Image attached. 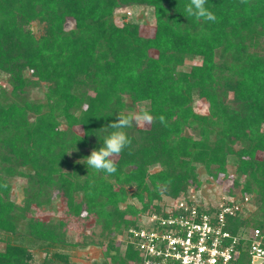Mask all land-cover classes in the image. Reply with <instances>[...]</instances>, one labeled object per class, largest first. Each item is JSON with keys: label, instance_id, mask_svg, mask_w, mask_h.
<instances>
[{"label": "trees", "instance_id": "16d2710c", "mask_svg": "<svg viewBox=\"0 0 264 264\" xmlns=\"http://www.w3.org/2000/svg\"><path fill=\"white\" fill-rule=\"evenodd\" d=\"M188 3L0 0V79L11 89L0 85V264H84L62 252L65 221L33 216L54 199L108 235L103 260L89 264H131L137 252L117 239L163 197L200 188L198 167L214 181L231 173L236 187L243 178L240 193L255 211L229 220V230L258 229L264 238V0H208L215 23L188 16ZM132 6L151 8L152 37L138 23H115V12ZM194 58L199 64L178 70ZM42 84L46 101H27ZM194 98L207 114L194 112ZM138 105L166 125L124 129L132 143L113 157L114 174L88 167L113 131L102 128ZM14 177L26 181L22 205L10 199ZM34 247L45 252L39 262Z\"/></svg>", "mask_w": 264, "mask_h": 264}, {"label": "built area", "instance_id": "2783aa9c", "mask_svg": "<svg viewBox=\"0 0 264 264\" xmlns=\"http://www.w3.org/2000/svg\"><path fill=\"white\" fill-rule=\"evenodd\" d=\"M123 14L131 16L128 10ZM249 204L248 195L232 193L206 205L189 188L177 198L163 197L158 210L139 214L135 226L119 238L137 252L131 264H264L258 229L229 230V220L246 218Z\"/></svg>", "mask_w": 264, "mask_h": 264}, {"label": "rangeland", "instance_id": "374dc122", "mask_svg": "<svg viewBox=\"0 0 264 264\" xmlns=\"http://www.w3.org/2000/svg\"><path fill=\"white\" fill-rule=\"evenodd\" d=\"M125 11L126 10L124 9L120 11L117 10L114 14V21L118 26H121L122 23L126 21L138 23L140 27L139 33L142 37L147 38L153 36L155 31V19L151 8L144 6H132L130 9H128V11L131 13L130 19H127L123 16V12ZM73 27V20H68L65 29L70 30ZM38 30V26L34 24L33 31L38 32ZM199 62V58H194L193 60L187 61L183 66L179 67L178 70L188 72L192 65H197ZM5 81L6 79L1 78L0 85L5 93L9 94L11 89L6 85ZM45 92V85L42 84L31 91L29 90L24 97L27 98V101L44 103L46 101ZM142 108L144 109L143 105H138L133 113L139 112ZM192 108L197 114H207V104L203 100L194 98L192 102ZM135 127L140 130H145L149 127V124ZM262 129H264V126ZM74 130L78 134L81 133L80 129L77 127ZM158 170L159 167H153L150 169V173H155ZM197 174L201 183V187L195 188L192 186L190 188L198 191L199 194L204 197V203L206 205L212 204L215 199L228 194V192L240 193L243 178L239 179V186L236 187L234 186L236 176L232 175L231 173H228L226 176L220 175L215 181L208 176L206 170L202 167H198ZM9 182L10 199L14 201L15 204L22 205L23 199L25 197L23 190L26 184L25 179L21 177H14L9 179ZM122 207H125V204H123ZM248 209L249 210L246 212L245 216L246 218L250 217V215L255 211L254 204L250 202ZM28 216L31 215L29 214ZM33 216L44 222L55 223L59 220L66 222L65 231L67 244L63 247L62 252L67 254L72 262L89 264L91 262H101L103 260L106 253V243L109 239L108 235L102 232L100 226L94 225L93 221L83 224L78 221V218L75 219L71 216L65 215L63 204L59 199H54V202L48 208L33 209ZM241 233H244V231ZM82 243L84 246H81ZM117 244L119 246L122 245L120 238L117 239ZM2 248L3 243H0V249ZM30 253L32 255L33 261L35 262H39L45 257V252L39 247L31 248Z\"/></svg>", "mask_w": 264, "mask_h": 264}, {"label": "clouds", "instance_id": "9594fccd", "mask_svg": "<svg viewBox=\"0 0 264 264\" xmlns=\"http://www.w3.org/2000/svg\"><path fill=\"white\" fill-rule=\"evenodd\" d=\"M208 0H189L185 6L188 16L197 20H206L209 22H217L216 15L206 5ZM159 121L161 125H166V118L163 115L155 117L147 109H141L137 113L128 115H117L116 122L110 123L103 130L113 129L104 139L102 147L98 150H92L90 155L85 159L87 166L95 169L97 172L103 171L107 174H114L117 171L113 157L119 156L122 151L128 148L132 140L124 129L135 126H143ZM167 183H171V179Z\"/></svg>", "mask_w": 264, "mask_h": 264}]
</instances>
